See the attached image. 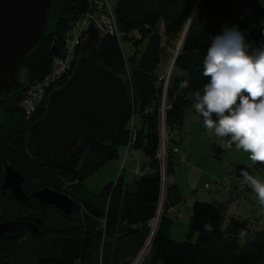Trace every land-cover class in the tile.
I'll return each instance as SVG.
<instances>
[{"label":"trees","instance_id":"16d2710c","mask_svg":"<svg viewBox=\"0 0 264 264\" xmlns=\"http://www.w3.org/2000/svg\"><path fill=\"white\" fill-rule=\"evenodd\" d=\"M195 3L196 0L117 2L113 13L119 38L101 37L97 57L106 69L127 83L133 105L140 110L142 127L130 149L143 153L146 163L142 170H147L129 184L120 175L99 193H91L86 188V180L117 160L120 148L126 147L130 139L126 124L132 107L125 124L109 143L82 140L64 162L36 157L30 152L26 142L28 130L32 123L43 117L47 95L30 122L25 120L21 101L31 85L41 82L51 72L52 61L64 45V33L88 7V0H52L40 39L21 58L13 78L0 91V96L6 95L0 99V165L3 168L11 164L21 173L26 194L45 187L59 192L53 183L25 187L28 177L45 173L69 188L70 198L76 202L73 212L66 215L54 206H42L34 199L22 203L7 192L1 195L0 189V222H17L13 232L0 238V264H23L12 258V252L26 236H30L37 246L31 264H133L149 240L147 257L138 264H264V229L252 231L246 221L236 218H230L223 226L224 212L213 203L194 202L185 239L172 240L174 223L168 212L183 202L175 184L166 183L165 203L156 228L153 230L149 225L157 217L162 194V169L158 158L162 95L165 93L170 106L165 113L167 129L181 131L186 113H197L193 94L202 92L208 82L203 75V58L211 38L223 32L216 25H202L198 20L199 12L206 9L211 0H201L194 15ZM53 15L58 19L49 26ZM262 20V26L245 37L249 52L264 46V9ZM160 25L161 31L158 30ZM184 31L173 64L176 75L164 87L158 76L164 54L163 40L173 42ZM135 32L141 36L144 47L136 58L130 55L126 61L120 40L130 42L128 36ZM21 68L26 73V85L15 81ZM146 110L147 114H143ZM171 143L175 145L173 140L166 143L169 150H172ZM169 153L165 163L166 178L174 173V155ZM1 181L0 173V187ZM50 212L59 215L58 223H49L47 215ZM35 218L40 221L38 233L29 235L28 223ZM205 225H210L211 230H206Z\"/></svg>","mask_w":264,"mask_h":264},{"label":"rangeland","instance_id":"374dc122","mask_svg":"<svg viewBox=\"0 0 264 264\" xmlns=\"http://www.w3.org/2000/svg\"><path fill=\"white\" fill-rule=\"evenodd\" d=\"M118 1L119 0H106V5L102 9L98 8L97 6H94L90 2V0H88L87 11H85L73 24L69 25L66 32L64 33V45L60 51L65 49L66 40L73 39L76 24L79 23L80 20L85 18V15H87L88 13V19H92L93 17V19H95L96 21H100V25L101 22L104 21L109 26H112L114 32L113 35L109 34L108 32H101V29L98 26L92 25V27L96 28L99 32L100 38L103 36L119 38V29L117 28L113 13ZM200 1L201 0H196L195 4L199 5ZM89 2L91 3V7ZM92 2L94 3V1ZM196 7L194 9L195 13L197 12ZM263 9L264 0H211L210 5L207 6L206 9H201V11L199 12L198 20L202 25H216L221 29H224L225 27L231 28L233 25H235L238 30L243 34L245 39L247 35H250L251 33H253L254 30L262 26ZM60 12L61 10L59 11V14ZM56 16L52 20H49V26L53 25L56 22V19H58ZM90 27H88L87 33ZM158 30H162L161 25L159 26ZM86 36L83 40L86 39ZM182 37L183 34H181L173 42H168L166 39L163 40L164 54L159 68L158 76L160 80L164 82V87L168 86L170 78L176 75V72L173 69V60L181 45ZM128 38L131 39H129L130 42L124 39L120 40V48L126 61L130 57V55H132L133 59L136 58L137 53H141L144 47L143 42H141V36L137 35L136 32L133 33V36L130 34ZM80 45L76 47V60L79 57ZM30 57L31 56H29L28 60L30 59ZM73 69L74 66L72 70L68 72L66 71L67 73L65 72L66 74L60 77L61 81H59L56 85H53V87H51L52 89L48 90V92L46 93L47 99L49 94L54 90L56 86L61 87V85H63L64 82L68 80V78L73 72ZM128 69L131 71L130 68ZM15 81L26 85L27 77L26 73L22 68L18 70ZM5 96L6 95L0 96V99L2 97L4 98ZM42 105L40 106V108L42 107ZM163 106L168 107V100L165 97V93L162 95L159 110V151L161 150L162 144V138L160 135L164 127L166 137L165 144L167 143V141L171 142L173 139V141L179 146L178 148L175 146L172 147V150L167 149L168 147L165 146V150L168 151V155L171 151V155L176 156L174 158L175 169L177 174L175 176V179L181 184L182 196L184 200L182 207L178 208L177 210L171 211L168 215L174 223L173 234L171 238L176 242H180L185 239V232H187L189 216L191 215V206L194 202L215 204L221 203L222 205L219 206L224 212L223 222L225 224L227 219L229 217H232L234 213L231 212V208L229 206L227 209L228 211L226 210V212L228 213H225L224 203L228 199V195L230 194V192L235 190L236 184H239L241 186L242 178L239 175L240 171H247L249 175L253 176L254 178H258L261 182H264V164H254L250 159V154L244 152L241 149L236 150V152L235 150L230 151L229 149H226L223 145L222 139L217 137L214 134V131L207 130L204 127L203 119H201L197 113H194L192 111H188L186 113L184 126L181 131H169L165 123L166 111L164 110V112H162ZM130 107H132L130 120H128L126 124L127 130L130 131V139L125 147L128 151L131 150L130 147L136 138L137 131L140 130L142 127V119L139 114L140 110L138 109V107L133 105L132 98ZM169 109L170 108L166 110ZM36 112L34 114H36ZM147 112L148 110L143 111V114H147ZM161 115H164V123H162L161 121ZM30 119L25 118L27 122H30ZM201 127L204 128L205 131L199 132V129ZM129 143L130 145L128 146ZM221 148L223 152L219 151V149ZM174 149H177L179 153L173 152ZM161 162L160 164L162 169L163 183L162 194L158 207L157 217L149 224L152 229L156 228L159 216L162 212L163 205L165 203V185L169 181L168 178L165 177L166 160ZM115 181L116 160L106 164L98 172L88 178L85 182V185L89 192L99 193L103 187L108 186ZM46 183H53L54 187H56L60 193L67 195L68 197H70V194H72L69 188L61 186L59 184L60 182L57 179L45 173L36 174L35 176L28 177L25 187H30L32 185L40 186ZM220 183L222 184L219 185ZM244 187L245 188H243L244 190H242V192L238 190L239 193L241 192L238 201L232 203L236 207L238 203L242 206V210L237 211L235 214L238 215L237 217L239 218H246L247 220L245 221L247 222L250 229H252V231L263 230L264 212H262L258 207V200L256 194L252 190L251 185L246 184V186ZM99 201L100 200L98 199V202ZM58 217L59 215L55 212H50L47 215V220L49 221V223L56 224L58 223ZM28 232L29 235H33L30 229L28 230ZM143 250L133 264H138L147 257L148 251L143 254ZM36 251V244L33 242L30 236H26L22 241H20V243L15 245L14 250L12 252V258L14 257L13 259L18 262L21 260L23 264H31L33 257H35ZM140 257L141 259H139Z\"/></svg>","mask_w":264,"mask_h":264},{"label":"water","instance_id":"95a60500","mask_svg":"<svg viewBox=\"0 0 264 264\" xmlns=\"http://www.w3.org/2000/svg\"><path fill=\"white\" fill-rule=\"evenodd\" d=\"M51 3L52 0H0V91L13 78L20 59L40 39ZM99 40V32L91 26L71 76L49 94L43 117L30 125L26 142L34 156L64 162L82 140L109 143L125 124L131 106L129 87L98 60ZM174 61L175 58L173 64ZM2 169L1 190L8 191L12 198L22 203L34 199L66 215L73 212L70 197L47 187L26 194L21 173L11 164L3 168L0 165V172ZM39 222L35 218L31 224L33 234H37ZM16 226V221L0 222V238Z\"/></svg>","mask_w":264,"mask_h":264},{"label":"clouds","instance_id":"9594fccd","mask_svg":"<svg viewBox=\"0 0 264 264\" xmlns=\"http://www.w3.org/2000/svg\"><path fill=\"white\" fill-rule=\"evenodd\" d=\"M203 75L208 82L193 94V103L204 127L229 138V146L249 153L254 164H264V46L249 52L238 28L225 27L211 38ZM239 175L243 184L251 185L264 212V182L244 170ZM205 228L211 230L210 225Z\"/></svg>","mask_w":264,"mask_h":264},{"label":"built area","instance_id":"2783aa9c","mask_svg":"<svg viewBox=\"0 0 264 264\" xmlns=\"http://www.w3.org/2000/svg\"><path fill=\"white\" fill-rule=\"evenodd\" d=\"M94 1V3L92 2ZM90 2L94 5L97 6L98 8H104L106 5V0H90ZM90 7H91V3ZM92 10V9H90ZM89 13L85 15L82 20H80L79 23L76 24V28L74 31V36L72 40H66L65 44V49L60 51L59 54L54 57L51 65V72L42 80L41 82H37L29 87L27 90L26 95L24 96L23 100L21 101V108L22 112L25 115L27 119H30L31 116L40 108V106L43 104L46 93L48 90L52 89L53 85H56L60 80L61 76H64L68 71L72 70L75 62V53H76V47L80 45L81 41L84 39L87 33V29L90 26H98L101 30V32H108L109 34L113 35V29L112 26H109L106 22H101L96 21L95 19H88L89 18ZM67 71V72H66ZM66 72V73H65ZM59 86H56L54 88L58 89ZM170 108V106L165 107L163 106L162 112L166 109ZM162 116V123H164V115ZM163 126V124H162ZM161 150L158 152V158L161 161H165L166 157H168V151L165 150V131L164 127L161 132ZM228 139L226 138L225 140V148L226 149H231L232 147L235 146V144H232L229 146L228 144ZM130 143L128 144V146ZM173 152H178L177 149H174ZM163 163V162H161ZM255 164H260V163H255ZM164 165V164H162ZM144 254V253H143Z\"/></svg>","mask_w":264,"mask_h":264},{"label":"crops","instance_id":"0c3cea01","mask_svg":"<svg viewBox=\"0 0 264 264\" xmlns=\"http://www.w3.org/2000/svg\"><path fill=\"white\" fill-rule=\"evenodd\" d=\"M203 131H205V129L201 127L199 129V132H203ZM219 138L222 139L223 145L225 147L224 143H225L226 137H219ZM174 146L177 147V148L179 147L177 145V143H175V145L172 144V143L170 144L171 148L174 147ZM213 148H214V146H213ZM229 150L230 151L235 150V152H236V150H238V149L236 148V146H234V147H232ZM219 151L223 152L222 148L219 149ZM175 157L176 156L174 155L173 156L174 173H173L172 176H170L168 178V180H169L168 184L177 185L179 190H180L181 196H182L181 184L179 182H177V180L175 179V176L177 175L176 174V169H175V162H174V158ZM145 163H146V158L144 157V155H143V153L141 151H138V150H129L128 151V150H126L125 147L120 148L119 157L116 160V180L121 175L122 178H123V181L125 183H128V184L131 183L132 180L134 179V177H139V176H141L142 174H144L146 172V170H147L146 168L144 170H142L144 165H145ZM221 184L222 183H220L219 185H221ZM244 186H246V184L242 183L241 186L239 184H236L235 190L230 192V194L228 195V199L224 203L225 204L224 205L225 213H228V212H226V210L228 209V206L231 208V212L234 213L233 216L229 217L228 219L236 218V219L244 220V221L247 220L246 218H239V217H237L238 215L235 214L237 211H239V210L241 211L242 210L241 209L242 208L241 204L238 203L237 207L232 204L235 201H238V198L240 197V194H241L242 190H244L243 188H245ZM238 190H240L241 192L239 193ZM182 199H183V196H182ZM183 203H184V200H183V202L180 205H178L176 207H171L169 209L168 215L170 214L171 211L177 210L178 208L182 207ZM213 204H215V203H213ZM215 205L219 206V205H222V204L218 203V204H215ZM228 219H227L226 223L228 222ZM225 224H223V226H225ZM173 227H174V224H173ZM173 227H172L171 237H172V234H173ZM185 235H186V232H185Z\"/></svg>","mask_w":264,"mask_h":264},{"label":"flooded vegetation","instance_id":"af4514ba","mask_svg":"<svg viewBox=\"0 0 264 264\" xmlns=\"http://www.w3.org/2000/svg\"><path fill=\"white\" fill-rule=\"evenodd\" d=\"M0 173L2 174V179H3V176H4L3 169H2V171ZM1 183H2V181H1ZM0 189H1V187H0ZM6 192L9 193L8 191H2L1 190V195H4V193H6ZM33 222H34V220H33ZM33 222L32 223H28V230L30 229V231H31V224H33ZM39 223L37 224V233H38V225H39ZM33 235H35V234H33Z\"/></svg>","mask_w":264,"mask_h":264},{"label":"bare ground","instance_id":"6f19581e","mask_svg":"<svg viewBox=\"0 0 264 264\" xmlns=\"http://www.w3.org/2000/svg\"><path fill=\"white\" fill-rule=\"evenodd\" d=\"M148 249H149V244L146 245L145 250H144V254L148 251Z\"/></svg>","mask_w":264,"mask_h":264}]
</instances>
